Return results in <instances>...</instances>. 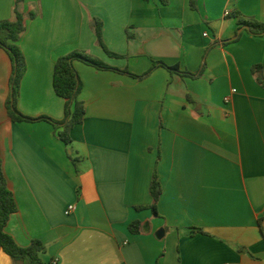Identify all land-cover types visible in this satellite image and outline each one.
<instances>
[{"label": "crops", "instance_id": "0c3cea01", "mask_svg": "<svg viewBox=\"0 0 264 264\" xmlns=\"http://www.w3.org/2000/svg\"><path fill=\"white\" fill-rule=\"evenodd\" d=\"M15 1L0 0V20ZM17 9L24 115L64 117L53 66L74 50L134 75L153 60L201 73L157 66L138 79L75 61L85 114L65 145L47 121L10 119L12 62L0 49V158L17 204L5 230L15 242L39 239L55 264H264V87L251 71L264 63V35L233 16L264 23V0H21ZM94 19L117 56L97 43ZM0 264L19 263L0 252Z\"/></svg>", "mask_w": 264, "mask_h": 264}, {"label": "trees", "instance_id": "16d2710c", "mask_svg": "<svg viewBox=\"0 0 264 264\" xmlns=\"http://www.w3.org/2000/svg\"><path fill=\"white\" fill-rule=\"evenodd\" d=\"M21 0L15 1L12 19L0 20V49L4 50L11 62L12 73L9 79V95L5 101V107L8 116L13 122L22 121H47L57 130L58 138L65 144L69 145L72 141L70 132L72 128L82 123L84 119L85 109L78 95L81 90L80 77L75 69L74 62L80 61L96 69H110L120 73L131 75L132 77L142 79L148 76L152 69L157 66L165 67L170 71L179 72L181 75L196 78L200 75V71L187 72L180 71L176 66H170L163 61L153 60L151 68L140 75H134L127 69H118L108 66L100 59L87 54L82 50H74L68 54L59 56L54 63L52 73V87L54 93L64 101V117L61 120H54L48 116H27L22 114L17 109V99L19 96L20 81L26 71V62L18 41L25 31V16L17 9ZM233 16L237 20V25L247 26V31L251 35H264V23L254 18H246L238 13ZM29 18H33L34 14L30 12ZM92 28L96 35L97 43L104 48L106 53L110 56H117V54L109 52L105 49L102 42V24L99 20L94 19ZM129 36V35H128ZM264 63L255 64L251 71L255 76L256 81L264 87ZM149 193L152 198L150 208L153 213L157 215L156 204L161 193V185L157 174L154 171L149 183ZM17 211V204L12 192L9 190L4 172L2 169V161L0 158V252L8 255L14 262L19 264H55L54 260H44L43 255L46 252V247L39 239H33L27 246L18 245L13 237L5 230L6 224L10 216ZM129 230L136 232L139 228V221H133L129 224ZM193 232H202L200 228H192Z\"/></svg>", "mask_w": 264, "mask_h": 264}, {"label": "built area", "instance_id": "2783aa9c", "mask_svg": "<svg viewBox=\"0 0 264 264\" xmlns=\"http://www.w3.org/2000/svg\"><path fill=\"white\" fill-rule=\"evenodd\" d=\"M225 14H228V11H226ZM204 35H206V34H204ZM232 91L234 92L235 90L233 89ZM224 101H225V102H228V101H229V97L226 96V97L224 98ZM74 208H75L74 205H69V206L67 207V209H66V212H71V211L74 210Z\"/></svg>", "mask_w": 264, "mask_h": 264}, {"label": "rangeland", "instance_id": "374dc122", "mask_svg": "<svg viewBox=\"0 0 264 264\" xmlns=\"http://www.w3.org/2000/svg\"><path fill=\"white\" fill-rule=\"evenodd\" d=\"M69 151H70V150L68 149V150H67V153H69ZM70 157L72 158V160H74V157H72V156H70Z\"/></svg>", "mask_w": 264, "mask_h": 264}, {"label": "water", "instance_id": "95a60500", "mask_svg": "<svg viewBox=\"0 0 264 264\" xmlns=\"http://www.w3.org/2000/svg\"><path fill=\"white\" fill-rule=\"evenodd\" d=\"M245 29H247V26H245Z\"/></svg>", "mask_w": 264, "mask_h": 264}]
</instances>
